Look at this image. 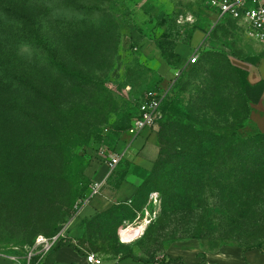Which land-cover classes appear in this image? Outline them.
<instances>
[{
    "label": "rangeland",
    "instance_id": "374dc122",
    "mask_svg": "<svg viewBox=\"0 0 264 264\" xmlns=\"http://www.w3.org/2000/svg\"><path fill=\"white\" fill-rule=\"evenodd\" d=\"M207 8L204 0H0V264H30L31 255L38 264L37 240L67 230L92 200L150 90L167 92L189 117L175 126L162 111L128 145V154L154 159L146 185L131 205L89 223L82 248L103 260H158L189 241L264 251V142H255L264 121H253L244 86L258 78L264 46L235 24L214 28ZM185 154L204 161L187 166ZM174 169L178 185L165 179Z\"/></svg>",
    "mask_w": 264,
    "mask_h": 264
},
{
    "label": "crops",
    "instance_id": "0c3cea01",
    "mask_svg": "<svg viewBox=\"0 0 264 264\" xmlns=\"http://www.w3.org/2000/svg\"><path fill=\"white\" fill-rule=\"evenodd\" d=\"M255 69L259 70V73L256 74L258 78L254 83L249 80L251 85L264 81V61ZM252 119L253 121H264V93L261 100L254 106ZM129 144L119 153L125 151ZM139 153L131 155L129 160L132 162V168L129 170L122 167H118L113 173H109L108 167L102 170V181H104L102 188L108 185L115 176H119L113 192L102 197V194H99L85 205L78 217L68 226L64 244H60L54 251L41 258L38 264H88L86 255L90 253L81 246V242L87 234L85 222L101 216L113 206H129L135 201L144 178L152 171L154 164L151 155L141 156ZM118 169L119 171H117ZM95 255L100 258V255ZM101 260L102 264H264V251L257 248L243 249L236 246L209 251L198 243L189 241L173 246L164 257L158 260H143L133 257L117 260H103L101 258Z\"/></svg>",
    "mask_w": 264,
    "mask_h": 264
},
{
    "label": "built area",
    "instance_id": "2783aa9c",
    "mask_svg": "<svg viewBox=\"0 0 264 264\" xmlns=\"http://www.w3.org/2000/svg\"><path fill=\"white\" fill-rule=\"evenodd\" d=\"M208 8L214 11L217 15L213 22V27L217 26L225 20H232L242 29L245 34L254 42L264 46V0H204ZM198 57L194 56L191 60L192 64H196ZM168 98V93L162 90H150L144 93L138 102V114L135 118L131 136L132 142L141 137V135L155 128L158 121L162 118V108ZM121 153H112L108 159L109 173H113L125 159H130L128 149ZM104 181L94 183L90 189L89 200L98 196L103 187ZM66 230H63L55 236L45 239L39 238L36 247L39 249L40 258L54 251L65 238ZM32 256V255H31ZM31 256L28 262L31 263ZM36 255H33V257ZM86 261L88 264H102L101 258L95 254H87Z\"/></svg>",
    "mask_w": 264,
    "mask_h": 264
},
{
    "label": "trees",
    "instance_id": "16d2710c",
    "mask_svg": "<svg viewBox=\"0 0 264 264\" xmlns=\"http://www.w3.org/2000/svg\"><path fill=\"white\" fill-rule=\"evenodd\" d=\"M208 9V13L210 14V16L212 17V23L216 20L217 18V15L214 11H212L210 8H207ZM225 23H232V24H235L236 23L230 19L228 20H225L223 22H221L220 24H218L217 26H215L214 28H218V27H222L223 24ZM78 78L81 79V76L78 75ZM244 86L246 87L247 91L251 94H253V103L254 104H257L262 96H263V93H264V81L256 84V85H251L250 83L246 82L244 83ZM162 111L163 112H167V114L169 115V117H171L173 120V122L175 123V126L179 125V122L180 121H184L185 119H188L187 117H189V113L184 109V107L182 105H180L179 103H173L170 105V100H169V94H168V98L167 100L165 101L164 105H163V108H162ZM137 112H138V107H137ZM204 135V133H202L200 135V138L198 139V141L196 143L197 146L199 147L200 145L202 144H205L204 141L201 140V137ZM257 143V145H263V142H264V137L263 135L262 136H259L257 138V140L255 141ZM193 143V141H192ZM192 143H190L188 146H190ZM197 157V158H196ZM180 159H183L185 161V165L189 166L191 165V163L193 162V160H196L198 162H200L201 164L203 163V161H199L201 160L200 158H198V156H194L193 154H185L184 156H181ZM203 159V158H202ZM126 162H130L129 159H125L122 161V163L119 165L121 166L123 163H126ZM175 171L173 173H170V174H165V179L167 181L170 182H174L176 185H178L179 183V178L177 176H179L180 174H182V172H179L178 170L174 169ZM146 185V181L144 180L143 182V185L141 187V189ZM141 191V190H140ZM90 195V192L88 194V197ZM103 215V214H102ZM101 215V216H102ZM101 216H98L90 221H86L85 222V227H86V230H87V225L95 220H98ZM58 233V231L53 235L55 236L56 234ZM87 235H88V230H87V234L84 238V240L87 238ZM84 240L81 242V245L83 244ZM61 244V243H60ZM37 258L39 259L40 256H37ZM41 259V258H40ZM39 259V260H40ZM34 263V262H33ZM32 264V263H31Z\"/></svg>",
    "mask_w": 264,
    "mask_h": 264
},
{
    "label": "bare ground",
    "instance_id": "6f19581e",
    "mask_svg": "<svg viewBox=\"0 0 264 264\" xmlns=\"http://www.w3.org/2000/svg\"><path fill=\"white\" fill-rule=\"evenodd\" d=\"M141 226H142L141 223H139V224L136 226V227H137V228H135L136 233H137V232H140ZM132 227H133V226H132ZM132 227H131V228H132ZM142 228H143V227H142ZM130 230H133V229H130ZM130 230H129V231H130ZM144 231H145V230H144ZM127 232H128V231H127ZM127 232H126V233H127ZM128 234H129V233H128ZM132 234H133V233H132Z\"/></svg>",
    "mask_w": 264,
    "mask_h": 264
}]
</instances>
